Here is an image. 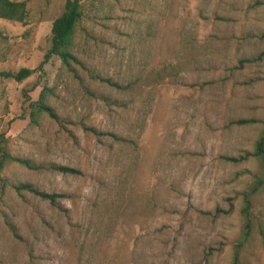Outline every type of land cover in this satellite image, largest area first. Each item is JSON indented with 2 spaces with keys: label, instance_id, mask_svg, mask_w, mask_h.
Returning <instances> with one entry per match:
<instances>
[{
  "label": "rangeland",
  "instance_id": "374dc122",
  "mask_svg": "<svg viewBox=\"0 0 264 264\" xmlns=\"http://www.w3.org/2000/svg\"><path fill=\"white\" fill-rule=\"evenodd\" d=\"M24 1L21 23L0 19V135L71 172L4 166L0 264H264V185L236 246L260 164L229 160L264 130V0H79L70 68L39 67L65 0ZM42 91L57 119L33 124Z\"/></svg>",
  "mask_w": 264,
  "mask_h": 264
},
{
  "label": "trees",
  "instance_id": "16d2710c",
  "mask_svg": "<svg viewBox=\"0 0 264 264\" xmlns=\"http://www.w3.org/2000/svg\"><path fill=\"white\" fill-rule=\"evenodd\" d=\"M81 4L79 0H65L63 10L61 14L56 17L50 25V46L47 51L43 55L42 62L39 64V67L43 63H45L50 57L55 56L57 57L61 65L64 68H70L71 62L77 63V59L74 55V33L76 24L81 17ZM27 15L25 1L24 0H0V19L13 21L17 23H21ZM31 74V70L26 68H20L15 73H2L5 77H11L15 81H21L27 78ZM98 80L100 78L97 77ZM109 86H116V83L111 82L110 80L103 79ZM29 110V117L30 121L35 124L36 119L40 113H45L48 115L49 118L56 120L57 117L55 116L52 109L48 106L45 93L42 91L38 99L35 101H30L28 104ZM237 123H243L242 121H238ZM90 132L96 134V131L92 128H88ZM116 138V136H114ZM117 140H122L121 137H117ZM247 157L255 158L261 167V176L255 177V181L247 191L242 193V205L240 208V216L243 218V231L240 234L239 243L236 245L237 247L241 246V243L246 240L248 234L250 232L251 222L249 219L250 215V200L249 197L262 185H264V130L258 136L254 149L251 153L245 152L243 156L238 158H229L230 161H235L239 159H246ZM15 162L18 163L30 170L36 169H45V170H52V171H59V172H71L70 169L54 165V164H34L33 162L22 159L16 156L11 155L6 150L5 141L2 135H0V173L4 166L7 163ZM6 182L5 179L0 177V198L3 194ZM12 189L19 195L22 192H29L33 196H36L42 200H46L50 205L57 207L56 199L62 197L57 194L53 193H46L43 191L38 190L37 188L31 186L28 183H16L10 185ZM237 249V248H236ZM231 264H242L238 257L237 252L235 251L232 256Z\"/></svg>",
  "mask_w": 264,
  "mask_h": 264
}]
</instances>
